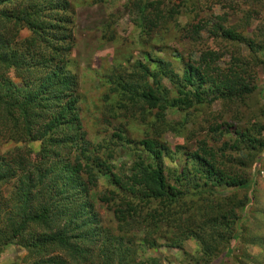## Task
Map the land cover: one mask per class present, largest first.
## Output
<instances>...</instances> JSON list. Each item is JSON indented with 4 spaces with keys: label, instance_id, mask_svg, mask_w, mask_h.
I'll list each match as a JSON object with an SVG mask.
<instances>
[{
    "label": "rangeland",
    "instance_id": "rangeland-1",
    "mask_svg": "<svg viewBox=\"0 0 264 264\" xmlns=\"http://www.w3.org/2000/svg\"><path fill=\"white\" fill-rule=\"evenodd\" d=\"M8 1L7 6L17 14L20 0ZM68 2L75 13L73 32L76 43L68 69L79 79L77 94L80 98L78 106L82 127L87 134L91 155L98 156L92 163L97 172L96 187L91 183L90 176H78L93 193L92 210L101 228L89 230L82 219L74 232L78 236L93 235L91 241L98 245L97 248L126 255L129 258L127 264H220L224 260L225 264H262L264 152L255 166L251 201L245 199L246 193L241 188L227 187L221 182L209 184L216 197L230 198L236 193L237 202L246 200L244 206L238 207L234 203L223 211H226L224 214L217 216L219 219L214 220V232L208 230L215 234L213 239L205 237L203 226L182 235L167 234L162 215L158 213L126 236L119 247L123 234L118 231L116 217L118 212H128L130 208L136 211V204L146 205L151 201L148 189L151 183L143 180L145 183L134 186L132 176L135 171H131L137 154L147 148L146 144H151V148L160 152L164 177L172 183L176 174L186 169L189 177L196 176L199 179L197 182L195 178V184L203 187L200 183L203 179L201 171L207 169L200 163L199 152H202L203 147L218 150L225 148L222 143H226L233 153L232 160L238 166L245 161L242 156L239 157L240 152L236 156L234 151L235 146L243 141L237 140L238 136L246 132L245 128L248 127L264 128V0H147L149 3L159 2L162 10H169L170 7L180 13L171 17L172 20L166 26L154 27L144 35L140 30V13L131 6V0ZM218 18H224L226 24L221 25ZM187 24L200 28L203 43L193 39ZM9 27H0V32L6 34V38L14 32ZM227 30L236 32L235 39L226 37L224 32ZM28 35L29 32L25 30L20 39ZM6 38L0 39V54L7 49L4 43ZM203 47L220 56L217 63L222 68H242L240 76L247 83L251 77L257 78V89L239 105L242 119L232 121L234 112L231 113V120L227 119L231 124V135L225 136L224 140H215L218 136L208 133L209 122L207 131L193 139H189V131H182L179 135L165 131L157 117L162 110V103L156 107L139 101L134 103L136 108L129 115L126 114L120 101L122 96L125 97L118 86L120 83L134 82L135 87H155L146 70L152 73L160 71V60L170 74L183 78L187 64L199 60ZM8 71L5 63L0 62V77ZM9 75L12 82L21 85L20 79ZM162 84L169 90L166 104H173L165 109L167 122L184 121L190 130L193 121L200 120L201 115L209 111L208 103L199 105L190 96L187 102L193 103V107H184V103L175 107L174 104L181 101L180 91L168 77L164 78ZM198 89L206 100H213L212 111L218 112V116L221 106L227 102L215 99L216 95L224 92L221 79L218 80V75L212 73ZM189 90L194 92L191 87L186 89ZM220 116L230 118V114L221 113ZM147 131L149 135H146ZM3 133L0 132V177L4 176V180L10 177L11 180L0 182V264H33L34 260L22 246L23 239H9L12 234L10 226L19 221L21 211L18 195L21 194V186L30 188L31 178L28 160L19 167L15 151L17 146L21 147L26 157L28 148L25 143H11ZM250 135L257 137L258 132L251 131ZM29 148L32 161H38L40 143L31 142ZM218 154L220 156V150ZM145 155L148 162H153L150 155ZM73 167L76 165L73 164ZM236 172L239 176L238 170ZM49 176L61 183L60 180L65 178L62 165L59 163ZM191 193L196 199L200 196L198 190L192 189ZM32 203L30 207L35 209L37 204ZM230 210L234 213H230ZM240 231L242 234L238 235ZM31 240V237H27V241Z\"/></svg>",
    "mask_w": 264,
    "mask_h": 264
},
{
    "label": "trees",
    "instance_id": "trees-1",
    "mask_svg": "<svg viewBox=\"0 0 264 264\" xmlns=\"http://www.w3.org/2000/svg\"><path fill=\"white\" fill-rule=\"evenodd\" d=\"M6 1L8 0H0V27L8 29L11 25L9 29L14 32L8 38L6 34L0 32V39L6 38L4 43L7 47L6 51L0 54V62L5 63L6 70H10L0 77V132H4L11 143L27 144L26 157L19 146L15 151V157L19 167L28 160L31 171L30 188L24 183L25 187L21 186V194L18 195L21 212L19 221L10 226L12 234L9 239L24 240L21 241L22 246L34 260L33 264H127L129 258L126 255L115 253L114 250L97 248L98 245L91 241L93 235L78 236L74 232L75 226H79L82 219L85 228L101 230L99 220L92 210L93 193L78 176L82 174L90 176L91 183L96 187L97 172L92 163L98 156L91 155L87 134L82 127L78 106L80 98L77 94L79 79L68 69L72 50L76 45L73 32L75 13L68 0H20L17 14L10 10ZM131 1V6L140 13L142 35L154 27L166 26L180 13L170 7L169 10H162L159 2ZM218 19L221 25L226 24L224 18ZM186 27H190L195 41L199 39L203 43L200 28H194L190 24ZM25 30L29 35L20 39ZM224 34L228 39H235L236 32L227 30ZM146 40L150 42L149 39ZM200 50L199 60L187 64L183 78L170 74L160 60L158 65L160 71L155 70L152 73L146 70L147 75L152 77L155 87L148 85L141 88L135 87L134 82L120 83L118 86L125 94L120 101L126 114L129 115L136 108L134 103L139 101L156 107L162 103L160 106L162 110L157 117L165 131L175 135L189 131V139H193L207 131L209 122L208 133L218 136L215 140H224L225 136L231 135V124L227 119L231 120L232 112L235 113L232 121L242 119L243 113L239 105L257 89V78L253 76L247 83L240 76L243 73L242 68L238 66L222 68L217 63L220 60L219 55L207 47ZM212 73L218 75V80L221 79L222 89L226 93L221 92L215 96L217 100L227 101L221 106L220 114H230V118H222L220 114L216 116L218 112L212 111L213 100H206L201 92L199 93L198 86L205 83ZM9 74L20 79L21 85L12 82ZM165 77H168L180 91L181 101L174 104L175 107L182 103L184 107H193V103L189 100L187 102L189 96L199 105L209 104V111L204 112L200 120H194L190 130L184 121L166 120L165 109L173 104H166L169 90L162 84ZM188 87L194 92L186 91ZM151 123L152 121L148 126ZM245 129L246 132L237 135V140L243 141L239 142L234 150L236 156L240 152L239 157L245 159L239 166L232 160L233 153L226 143H222L225 146L223 149L203 147L202 152H199L200 163L207 168L201 171L203 179L200 183L203 187L195 184L196 176L189 177L186 169L176 174L174 183L165 178L160 152L151 148V144H146L147 148L137 154L131 171H135L132 176L134 186L142 185L144 181L151 183L152 186L148 185L151 201L146 205L136 204V211L130 208L128 212L117 213V228L119 233L123 234L118 246H122L126 236L133 230L158 213L162 215V223L167 234L182 235L203 226L205 237L213 239L215 234L208 230L214 232V220L219 219L220 213L224 214L226 211H223L228 206L236 203L238 207H242L246 200L237 202L236 193L230 198L216 197L209 184L221 182L227 187L241 188L246 193L245 199L252 200L254 170L260 154L264 152V128ZM251 131H257L258 136L250 135ZM146 135H149L148 131ZM37 141L40 143V152L38 161L33 162L29 146L31 142ZM145 154L150 155L153 162H148ZM219 158L222 159L221 162ZM59 163L65 173V178L60 180L61 183L49 176ZM221 163H225L224 166ZM73 164L76 167H73ZM23 168L25 169V166ZM0 179V182L11 180L10 177L4 180V176ZM196 181L199 182V179L196 178ZM192 189L200 191L198 199L192 196ZM32 202L37 204L35 209L30 207ZM230 211L234 213L233 210ZM214 217L216 218L212 219ZM237 234L241 235L242 232ZM27 237H31L32 240L27 241ZM225 261H221L220 264H225ZM260 263L264 264L263 258Z\"/></svg>",
    "mask_w": 264,
    "mask_h": 264
}]
</instances>
